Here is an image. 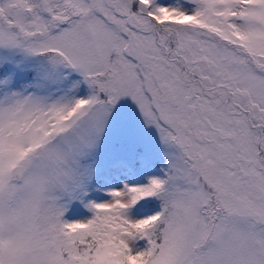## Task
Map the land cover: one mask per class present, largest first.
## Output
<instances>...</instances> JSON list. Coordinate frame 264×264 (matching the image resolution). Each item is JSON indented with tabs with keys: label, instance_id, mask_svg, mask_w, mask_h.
<instances>
[{
	"label": "snow or ice",
	"instance_id": "snow-or-ice-1",
	"mask_svg": "<svg viewBox=\"0 0 264 264\" xmlns=\"http://www.w3.org/2000/svg\"><path fill=\"white\" fill-rule=\"evenodd\" d=\"M0 264H264V0H0Z\"/></svg>",
	"mask_w": 264,
	"mask_h": 264
}]
</instances>
